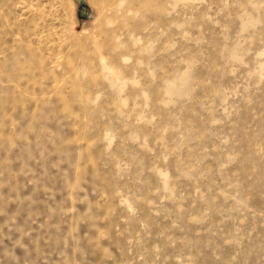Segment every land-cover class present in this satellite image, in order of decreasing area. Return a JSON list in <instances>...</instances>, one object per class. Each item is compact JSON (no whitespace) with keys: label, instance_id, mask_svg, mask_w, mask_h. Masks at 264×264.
<instances>
[{"label":"rangeland","instance_id":"obj_1","mask_svg":"<svg viewBox=\"0 0 264 264\" xmlns=\"http://www.w3.org/2000/svg\"><path fill=\"white\" fill-rule=\"evenodd\" d=\"M0 0V264H264V0Z\"/></svg>","mask_w":264,"mask_h":264},{"label":"water","instance_id":"obj_2","mask_svg":"<svg viewBox=\"0 0 264 264\" xmlns=\"http://www.w3.org/2000/svg\"><path fill=\"white\" fill-rule=\"evenodd\" d=\"M86 2L85 0H79V9L82 12L83 8H85Z\"/></svg>","mask_w":264,"mask_h":264}]
</instances>
